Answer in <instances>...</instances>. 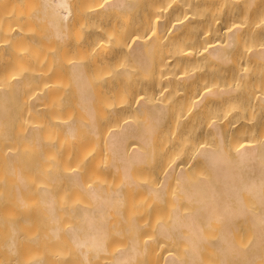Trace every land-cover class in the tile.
<instances>
[{"label": "bare ground", "instance_id": "obj_1", "mask_svg": "<svg viewBox=\"0 0 264 264\" xmlns=\"http://www.w3.org/2000/svg\"><path fill=\"white\" fill-rule=\"evenodd\" d=\"M32 16L34 19H31ZM22 19L24 24L18 26L23 23ZM28 20H33L43 32L26 34L27 31H35L31 29L35 25ZM253 20L261 22L256 24L257 29L255 25L253 28ZM262 20L264 0H35V3L32 0H0V127L15 117L23 116V111L40 116V111L48 109L59 98L60 91L67 92L64 89L67 88L64 79H67L68 91L72 89L76 92L77 100L74 99L77 107L85 115L79 121L59 122L62 129L58 132L60 135L56 133V138L59 135L67 146L65 155L62 156V152L56 158L67 161H62L67 164L77 157L74 160L76 163L85 164L86 169H95L91 154L90 157H85V154L94 150L90 144L101 137L104 127L101 132L95 121L97 110H94L93 101L98 93L100 96L121 92H130V96L136 94L135 98L131 96L133 102L130 98V106L127 101L129 108L125 104L124 108L119 109V106L118 109L104 110L110 122L111 118L117 119L116 127L109 126L110 129H105L102 137L104 152L111 156L110 164L105 166L107 169L102 168L107 174L114 170L112 173L121 175L120 187L109 190L100 183L86 184L76 170L68 174L64 172L66 175L55 172L50 177V186L47 183V187H39L44 218L46 216L51 223L58 222V215L66 212L61 208L60 213L61 204L58 207L54 204L52 189L56 188V182L61 186L60 190L62 186H77L88 198L84 199L89 206H76L72 212L68 211L77 220L76 224L63 230L52 227V234L57 236L62 232L87 262L89 252L95 257L105 249L111 212L120 215L126 211L122 204L123 199L127 200L128 193L124 192L127 188L135 194L136 206H141L144 199L148 203L151 201L152 206L154 200L158 201L156 203L163 201L167 188L173 185L178 194L171 200L174 203L170 204V217H166L169 224L160 222L156 226L157 234L159 239L179 238L184 255L179 259L169 253L160 264H197L207 250V253L216 252L215 257L219 255L221 264H264ZM25 21L32 24V31L27 30L29 25L24 31ZM6 23L8 27L11 24V28ZM40 45L52 49L44 50L41 46V54H37ZM24 46L34 47L36 53L25 54L21 51L27 49ZM69 53H77L73 55L77 58L62 65L59 58L67 57ZM55 62L58 65L52 68ZM25 63L30 70L31 64L36 67L28 73L22 70V75L18 71L19 76L16 75V67L18 70L26 69ZM29 90L32 95H26ZM30 95L34 97L30 98ZM15 105L18 114L12 111ZM51 110L58 112L56 108ZM128 116L133 121L127 120ZM48 119L45 121L51 123ZM79 128L80 132L77 131ZM37 131V127L28 129L20 139L31 141L37 136ZM91 136L97 137L92 141ZM161 139H166L163 146L168 150L165 154L159 151ZM59 140L55 141L58 147L61 144ZM55 142L46 143L55 147ZM3 147L2 152L7 151L5 157L9 163L15 153L11 147L12 150H5V145ZM141 168L151 172L149 181L137 179L139 176L135 172ZM199 170L202 173L192 176L191 172ZM99 171L106 174L102 169ZM16 188V203L25 207L26 203L21 199L24 188L21 189V185ZM121 205L125 209L122 212ZM65 207L68 208V204ZM21 211L18 210L20 215ZM22 216L19 218L26 222L27 219ZM124 216L128 219L126 214ZM146 217L149 220V215ZM129 218L135 224V231L142 227L137 215ZM132 222L128 223L131 230ZM209 226H215L216 230L211 235L213 240L207 242L205 229ZM242 227L248 229L245 230L250 232L248 236L251 234V241L247 239L250 242L245 248L239 247L244 242H239L235 234ZM134 233H131L129 245H124L125 249L118 250L115 256L109 254L114 257H111L113 264H126L139 252L150 249L151 245L148 249V244L142 245L141 240L134 239L138 234ZM235 236L239 245L234 240ZM8 242L7 247L11 249L14 240L10 238Z\"/></svg>", "mask_w": 264, "mask_h": 264}, {"label": "rangeland", "instance_id": "obj_2", "mask_svg": "<svg viewBox=\"0 0 264 264\" xmlns=\"http://www.w3.org/2000/svg\"><path fill=\"white\" fill-rule=\"evenodd\" d=\"M32 2L35 3V0L34 1L32 0ZM31 5H33V3H31ZM172 5H169V7H172ZM6 16L7 15H5V17ZM27 17H29V16H27ZM25 18L26 17H24V19ZM259 18H262V17L259 16ZM24 19H22L21 22H23ZM31 19H34L33 16L31 17ZM257 20L259 21L260 19H257ZM253 21L255 22V24L253 23V28H254V25L256 26V24L259 22H256L255 20H253ZM262 21H264V20H262ZM11 22L12 21H10V23ZM28 22H31V20L30 21L28 20ZM28 22L25 21V23H27V25H26V27H25V25L23 26L24 31H26L28 25H29V27L27 30H29L30 25H32L30 23L28 24ZM31 23H33V25H35L34 27L33 26L31 27V29L33 31L34 30L35 31H34V33L33 32L27 33L28 32L27 31V32H25L26 34L32 33L31 35H34V34H36V32L39 34H41L43 32V29L41 32V28L38 25L37 26L40 28V30H39V28H37V26H36V24H34L33 20ZM23 24H24V22L19 24L18 26H21ZM259 24H257V25H259ZM6 25H7V23H6ZM16 25H17V22H16ZM16 25L14 27H16ZM261 26H262L261 28L263 29L264 25H261ZM7 27H8V25H7ZM8 28H11V24ZM255 29H257V26ZM77 33L76 34L74 33V34L77 35ZM79 34H80V32H79ZM75 35H73L74 38H76ZM41 46L43 48H45L44 50L50 51L52 49V48H50V50H49V48H48L49 46L44 47V45H40L38 47L37 54H41V48H42ZM25 47H27V49ZM23 48H25V49H21V51L25 52V54H29L28 52H30L31 53L30 55H34L33 51L36 53V50L34 47H33L34 50H33V48L28 47V46H24ZM38 51L40 53H38ZM73 51H76V50H73ZM70 52H72V51H70ZM77 53L79 55V52H77ZM77 53H72V54L69 53L70 55L67 57L68 58L70 57V59H68L67 57H63V56L60 57L59 59H62L61 62H63L62 65H67L68 61H71V59H75V57L77 58V56H75V57L73 56V55H76ZM66 54L68 55V52ZM66 54H64V55L66 56ZM71 56H73L74 58L73 57L71 58ZM32 65L33 64H31V70H30L29 67L25 63L24 67H27L28 70H27V68L26 69L23 68V69L18 70L16 67L17 72L16 71H14V72H15V74L17 73L16 75H18V76H19L18 71L21 73L20 75H22V73H23L22 70H24V72L26 70L27 72H25V73H28L29 70L33 71L35 64L33 66ZM56 65H58L57 62L53 63L52 68L54 66L56 67ZM12 72H13V69H12ZM60 79H63V77ZM64 80H66L67 82ZM64 80L63 81L68 84V80L67 79H64ZM61 84H63V83H61ZM67 84L65 85V87H67V88H64L67 90V92L65 91L62 93L60 91V94L57 93L61 97L57 96L59 98L55 99L53 104L49 108L47 106L46 108H48V109L43 110L42 111L43 113L40 111L39 112V114H41L40 116H38L36 113L35 114L32 113L34 117L33 116L31 117L32 114H30V113L27 114L23 111V112H21L22 114L24 113L23 116L21 115V117H19V118L15 117L13 119V121H9L8 123H6L5 125H2L0 127V175H1L0 176V200H1L0 201V264H82V262H83V264H106V262H107V264H110V263L113 264V262H112L113 258H114L113 256H115L117 251L125 249L124 247L128 246L129 243L131 242V239H130L132 237L131 233H134V231H135L133 228L135 226V224L131 221L132 219L129 218L131 215H134V216L137 215L140 218L138 222H140V223L142 222L143 224L141 223L140 225H142V227L144 228L143 229L142 227H139L140 229L136 230L134 233L135 235H136V233H138V234L136 236H134L133 238L134 239L138 238V240H141L140 243L142 245L144 243H146V245L148 244L146 246L148 249H149L150 245H151V247L149 250H147V252L146 251H144V252L141 251L142 253L139 252L140 254L138 253V255L135 256L136 257L135 259L133 258V260L132 259L129 260L126 264H160L163 262L162 259H164L165 255H168L169 253L171 255L173 254V256H175L179 259L180 258L182 259L183 258L182 255H184L183 250H182V248H184V247H182L183 243L181 244L182 241L181 240L179 241V238H176V237H175L176 240H175V238L173 240V237H167L168 239H166V238L164 239L163 237H161L159 239L160 235L157 234V227H156V226L160 225V222H162L163 224H164V222H167L166 220H168V219L166 217H170V216H168V213H170V209L172 207V205H170V204H171V202H172V204L174 203L171 200H173V198H175V196H177L176 194H178L177 189L173 185H171L170 187L167 188V192L164 195L165 200L163 198L164 202L159 201V203H156L158 201L152 200L153 202H155V204L152 203L153 204L152 206H151V201H149V203H150L149 204L148 201H146V199H144L145 202H143V203L141 202L142 204L139 203V204H141V206H136L135 204L137 203V200H135V199H137V198H136L135 194L127 188L128 192H127V190H125L124 192L128 193L126 196L129 197L130 199H128L126 197L127 200L123 199V204H122L123 206H125L126 211H123L124 208L122 205H121L122 207H120V211L122 210L123 211V212L121 211L122 213H124V212H126V213H124L121 216L122 213L119 215L118 213H115V211L111 212L113 215L111 214L110 217H108L109 220L108 219L107 220H108L109 225H112V226H109V225L107 226V228H108L107 232L109 229L110 230L112 229V230L111 231L109 230V232L107 234L108 236L105 239V249H104V251H103V249H102V251L100 250L101 253L95 255V257L93 256L92 253L89 252L87 262L82 259L80 254L77 253L78 252L77 250H74L75 248L73 249V245L71 243L69 244V240L66 237H64L65 235L62 234V232L59 233L60 236L59 235L55 236L54 234H52L50 232V229L52 227L53 228L54 227H58V228L60 227L59 229L63 230L64 227L67 228V227H69V225L70 226L75 225L77 220L74 218V216L71 213L68 214V211L73 210L74 208H76V206H77V208L81 207V205L82 206L83 205L89 206L88 201L85 200L87 197L83 195L84 192L79 187H77V186H71V187L70 186L69 187L64 186L63 187L62 186L63 189L60 190L61 186H59L58 182H56V185H55L56 188H54V190L52 189L54 204L56 207H58V205L61 204L60 208H59L60 213L62 212L61 208H63L62 210H65L66 212L58 215L59 218L56 219V221H58L56 223L49 222L48 219L46 218V216L44 218L45 211L43 210L44 209V207L42 206L43 204L41 205L42 202H40L41 200L39 199V197H40L39 187H41V186L47 187L48 186L47 183H50V177L54 176L53 173H55V172L60 173L61 172L62 174L66 175L64 172H66L68 174L69 172H71V170L72 171L76 170L79 172L80 177L82 176L81 178H83L84 181H86V184L95 185V184L100 183V185L101 184H102V186L105 185V188H109V190H111L112 187H113V189H115L116 187L121 186L120 182L122 181V179L120 180L121 175H120V177L117 176L119 174L118 172H117L118 174L116 172H115L116 174L112 173L114 170L109 168V167L108 168L111 169V171L113 170L111 172V174L109 172L110 171L109 169H108L109 174H107V172L104 171L105 168L107 169V167H105V166L106 165L108 166V164H110L109 162H111V156L108 153L104 152V149L102 147L103 143H101V141L103 142V138H102L103 134H105V131L108 129L109 126L110 127H116V122H115L116 120L115 119H117V117L111 118V122L113 123L112 119H114V122H115V124L114 123L112 124L110 122L109 116L104 113V110L115 109V108L118 109L119 106H120L119 109L124 108V105L127 103V101H128L129 105L126 104V107L129 108L128 106H130V104L133 102V98L136 97V94H135V96L133 94V95H131V96H133V98H132L130 96V94H131L130 92H128V93L121 92V93H114V94L110 93V94L101 95V96H100V93H98L99 96L96 95V96H98L97 98L94 96L97 99L96 100L94 98L95 100L93 101V103L96 104V106H95V104H93L94 105L93 107H95L94 110H97V111H95L96 112L95 121H97L99 128H101V129H99L100 131L102 130L103 127L104 128L102 130L103 133H101L102 131L101 132L99 131L101 134L98 133L101 135V137L100 136L98 137L99 139L92 142L93 139H96L95 137H97V136H91L92 141H88V142H92L91 144L90 143L89 144L93 146L94 150L93 151L91 150L92 152L91 151L87 152L88 155L85 154V157H87V156L90 157L89 153L91 154L92 163H93L94 168H95V169L87 168L88 171L93 169V171H90L88 173L87 169L84 167L85 164L80 165V164L76 163V161H74L77 157H75L73 162L68 161L67 164H65L67 161L65 162V160L63 161L60 159L57 160V158H56L57 154H59L58 155V158H59L60 154L62 152L64 154L62 153L61 155L62 156L65 155L66 146H67L66 144L64 145V143L62 141L63 138H59L60 133H58V132L60 131V128L62 126L61 125L62 123H59V122L69 121L70 119L75 120V121H79V120H82L81 119L82 117L84 119V116H83L84 112L82 110H80L79 106L77 107V105H78L76 103L77 102L76 101L77 100L76 99L77 94H75L76 92H74L72 89H70L68 91V85ZM64 89L62 91H64ZM29 92H30V90L26 92V95H27V93L31 94ZM33 92L38 93L37 91H33ZM31 95H30V98L32 97ZM34 96H35V94H34ZM74 97L76 100L74 99ZM130 98L132 101L131 103H129ZM73 100H75V102ZM57 101H58V103H57ZM13 107L17 108V105L12 106V111H14L13 113L16 112V114H18V112H17L18 109L17 110H16V108L13 109ZM50 108L51 109L56 108V109H58V112L55 110H54L55 112H53ZM49 111L51 112L52 116L50 115ZM53 113L56 116L57 115L58 116L56 117ZM24 115H27V116H24ZM53 115L55 116V118L53 117ZM59 115L60 116L62 115V116L60 117ZM44 116L48 117L50 119L51 123L48 122L49 125H48L47 121H45L48 118H44ZM52 117H53V119H52ZM128 119H131L133 121L132 117L130 118L128 116L127 120ZM109 122H110V124H109ZM106 125H107V127H106ZM32 126H34L35 128L36 127L38 128V131H37L38 133H36L37 136L33 137L31 141L24 140L25 141L24 142L23 140L20 139L21 134L25 133V131H27L28 129H33L34 127H32ZM47 127H49V128H47ZM110 127H109V129H110ZM97 130H98V128H97ZM77 131L80 132L81 129L79 128ZM56 133L59 134L57 136V138H56ZM36 139H37V142H36ZM91 139H88V140H91ZM58 140H59V143L61 142L60 147H58L59 145H56L58 143L55 142ZM165 140L166 139H161V141H160L161 147H160L159 151L162 152L163 154H165V151L168 150L167 148H165L163 146V144L165 143ZM47 141L55 142L56 146L55 147L51 146L52 147L51 148L50 146H48L49 144L46 143ZM4 145L7 147V148H5V150L6 149L10 150L12 148L14 153H15L14 158L13 159L11 158L12 161L9 160V163L5 157V154L7 151L3 150V152H2V149H4V147H3ZM47 148H49L50 150ZM101 148H102V151H101ZM69 149L67 148V150H69ZM56 151L58 153H55ZM70 151H71V149H70ZM49 152H50V154H49ZM68 152L69 151H67V153ZM54 154H56L55 157H53ZM167 154H168V151H167ZM1 156H3V157H1ZM48 159H49V161H47ZM71 159H73V158H71ZM71 159H69V160H71ZM79 159H81V158H79ZM45 160H46V162H45ZM10 161H11V163H10ZM62 161L65 163H63ZM47 162H50L51 165L48 164ZM60 162H62L64 165ZM45 163H47V164L44 165ZM8 164L11 165V167ZM97 164H98V166H97ZM47 165H49V166H47ZM79 165H80V167H79ZM86 165H88V164H86ZM45 166H46V168H45ZM64 166L66 168H63ZM81 166H83V168ZM88 166L91 167L90 164ZM96 166H97V169H99V170L102 169V171L105 172L107 175L106 174L104 175V173L101 174L100 173L101 171L97 170ZM49 167H50V169H49ZM102 167H104V169ZM80 169L82 172L80 171ZM94 170H96V171H94ZM137 171H139V170H137ZM137 171L136 172L134 171V172L137 174L140 173L139 175L135 174L137 177L139 176L137 178L138 180L149 181L148 179H150V177L152 178V174H150L151 172L149 173V170H147L146 168H144V169L141 168V170L139 172H137ZM146 171H147V173H146ZM198 173H202V170L191 172L192 176H194V174H198ZM140 175H142V176H140ZM18 179H21L20 182L18 181ZM151 181H152V179H151ZM51 184L52 183H50L49 186ZM20 185H21V189L24 188L23 191H21V199L23 200L24 203H26V206H25L26 208L23 206H19L18 203H16L17 202V200L15 199L16 198V192H17L16 187H20ZM22 186H24V187H22ZM64 188H65V190H64ZM67 188H71V190L67 189ZM66 191H67V193H66ZM63 192H64V194H63ZM125 193H123L124 196H125ZM124 196H123V198H124ZM67 204L69 206L68 207L69 210H67L68 208L65 207V206H67ZM16 206L19 209L14 208ZM61 206H63V207H61ZM135 207H137V208H135ZM12 210L14 211V213L12 212ZM18 210H19V212H20V210H22L21 215L18 212ZM23 212H25V213H23ZM125 214H126V216H128V219H127V217L124 216ZM22 215L28 221L26 220V222H25L24 220H22L23 218L22 219L19 218ZM116 215L118 217H120V219H117L118 217H115ZM148 215H149L150 222L148 219H145V218H148V217H146ZM70 216H71V218H70ZM16 217L19 218L21 220V222ZM61 217H63V218H61ZM124 219H125V221H124ZM129 219H130V222H132L131 223L132 225L131 224L130 225L132 226V230H134V231L131 230V227H128V223H130V222H128ZM143 219L146 220V223H144L145 220H143ZM141 220H143V221H141ZM117 221H118V224H117ZM119 221H121V222H119ZM108 223L106 222V224H108ZM162 223H161V225H163ZM152 226L154 228L151 230ZM165 226H166V223H165ZM122 227H123V229H122ZM214 227L215 226H213V227L209 226V227H207V229H205L206 230L205 234H207V237H206L207 242H210L213 240V238H211L212 237L211 235H213L214 234L213 232L216 230V228H214ZM14 228L17 230H15ZM127 228L129 229V231ZM11 229H14V231ZM115 230H116V232H115ZM245 230H248V229H245L242 227V228H240V230H237V232H235V234L238 235L237 237L239 239V242H244L243 246L239 245V243L236 239L237 237L236 236L234 237V240L236 241V243L241 248H245L246 246H248L249 242L251 241V238H250L251 234H250V236H248V233H250V232L247 233V231H245ZM152 231H154V232H152ZM129 232H131V233H129ZM154 234L156 237L154 236ZM139 235L140 236L144 235V236H142V239L141 238L139 239V237H140ZM62 236H63V238H62ZM214 236H216V235H214ZM157 237H158V239H157ZM10 238H12L14 240V245L11 248L12 250L8 249V247H7V246H9L7 243H9L8 240H10ZM247 239H249L250 241H248ZM106 240H107V242H106ZM245 242H248V243L244 246ZM67 245H69V246H67ZM108 245H110V246H108ZM121 247H123V248H121ZM116 248H118V249H116ZM145 250H146V248H145ZM113 251H115V252H113ZM207 251H209V250H207ZM207 251L202 253V256H203V257L201 256L202 260L200 259V261L197 264H217V262H218V264H221V262H219L220 261L219 255L217 254L218 258H217V255L215 257L216 252L211 251L210 253L209 252L207 253ZM175 252H176V254H175ZM109 254H111L113 256H111ZM111 257H113V258H111ZM89 258H91V259H89ZM217 259H218V261H217ZM161 260H162V262H161Z\"/></svg>", "mask_w": 264, "mask_h": 264}]
</instances>
